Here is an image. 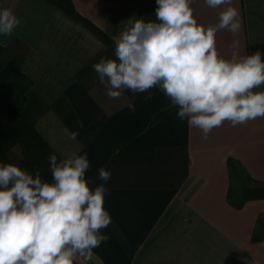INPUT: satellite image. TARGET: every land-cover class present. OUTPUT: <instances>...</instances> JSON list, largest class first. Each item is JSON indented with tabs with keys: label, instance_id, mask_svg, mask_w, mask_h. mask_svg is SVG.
I'll return each instance as SVG.
<instances>
[{
	"label": "crops",
	"instance_id": "crops-1",
	"mask_svg": "<svg viewBox=\"0 0 264 264\" xmlns=\"http://www.w3.org/2000/svg\"><path fill=\"white\" fill-rule=\"evenodd\" d=\"M74 12L114 44L134 18L155 20L156 0H70ZM241 31L216 34L219 54L230 58L234 39L238 55L257 51L264 59V0H233ZM198 23L214 25L220 8L192 0ZM20 24L11 37L0 35V47L27 53L46 64L65 85L88 99L51 103L34 129L63 159L86 154L89 171L111 172L108 190L173 191V197L133 256L131 264H264V237L253 242L264 219V200L233 207L229 200L228 165L264 183V118L232 127L225 123L202 138L197 128L177 116L178 108L158 89L150 100L123 90L107 96L93 65L106 51L94 33L43 0H0ZM20 45H11L12 41ZM11 45V46H10ZM264 91V89H256ZM135 105L130 111L128 104ZM77 128L71 140L64 129ZM110 223V227H111ZM118 235V234H116ZM76 264H81L79 259ZM91 264H102L94 255Z\"/></svg>",
	"mask_w": 264,
	"mask_h": 264
},
{
	"label": "clouds",
	"instance_id": "clouds-1",
	"mask_svg": "<svg viewBox=\"0 0 264 264\" xmlns=\"http://www.w3.org/2000/svg\"><path fill=\"white\" fill-rule=\"evenodd\" d=\"M220 8L214 25L198 23L192 0H156L155 20L132 18L115 41L114 58L93 65L107 96L119 99L158 88L207 139L226 122L232 127L264 118V59L260 51L238 55L234 39L230 58L221 56L216 34L237 36L241 19L233 0H204ZM20 20L11 9H0V35L11 37ZM146 96L145 100H150ZM130 111L135 105L128 104ZM64 133L76 140L78 133ZM51 181L14 163H0V264H91L94 249L110 237L102 230L111 223L105 208L111 172L101 167L91 187L86 154L49 156Z\"/></svg>",
	"mask_w": 264,
	"mask_h": 264
},
{
	"label": "trees",
	"instance_id": "trees-1",
	"mask_svg": "<svg viewBox=\"0 0 264 264\" xmlns=\"http://www.w3.org/2000/svg\"><path fill=\"white\" fill-rule=\"evenodd\" d=\"M43 1L59 8L68 17L89 28L106 48L101 58H114L112 41L79 17L74 12L70 0ZM11 45L19 46L20 43L14 40ZM26 54L14 52L10 47H0V163H14L33 175L34 170L39 169L42 179L51 181L49 156L54 153L34 129L38 118L46 111V107L32 94L33 82L21 71ZM70 89L64 91L63 96L57 101L58 104L70 100L77 102L86 98L74 92L73 87ZM156 93V88H153L150 92L140 93L137 99H143L149 95L153 98ZM68 127L72 132H77L74 126L68 125ZM16 147L21 153L20 160L12 157V151ZM228 168L230 177L228 200L233 207L240 208L248 201L264 200V183L252 180L242 169H237L232 164H229ZM86 178L93 189L100 183L98 171H88ZM173 194V191L108 190L104 206L109 211L111 224L117 228L119 235L111 231L110 225L102 230L103 234L110 238L94 249V255L102 264H131L134 254ZM263 237L264 219L258 221L252 241L258 242Z\"/></svg>",
	"mask_w": 264,
	"mask_h": 264
},
{
	"label": "rangeland",
	"instance_id": "rangeland-1",
	"mask_svg": "<svg viewBox=\"0 0 264 264\" xmlns=\"http://www.w3.org/2000/svg\"><path fill=\"white\" fill-rule=\"evenodd\" d=\"M21 71L32 80V94L40 100V103L45 104V107L53 102L57 103L58 99L63 96L65 85L58 80L52 69L39 59L26 54ZM12 157L20 160L21 153L17 147L13 149ZM111 231L115 235H119L117 228L113 224Z\"/></svg>",
	"mask_w": 264,
	"mask_h": 264
}]
</instances>
